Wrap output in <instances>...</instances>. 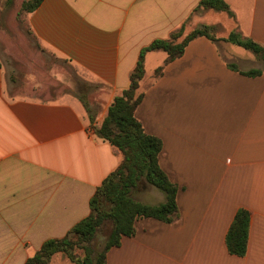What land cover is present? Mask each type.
<instances>
[{
  "label": "crops",
  "instance_id": "crops-1",
  "mask_svg": "<svg viewBox=\"0 0 264 264\" xmlns=\"http://www.w3.org/2000/svg\"><path fill=\"white\" fill-rule=\"evenodd\" d=\"M199 1L43 0L24 14L39 47L96 91L90 121L72 93L8 94L0 66V264H23L88 214L96 187L122 160L93 127L128 87L142 47L184 25L179 41L202 24L217 29L214 40L197 36L168 62L163 50L146 52L138 86L135 117L161 140L158 163L177 185L176 214L137 218L105 264H264V71L242 74L239 62L258 58L224 40L237 31L264 45V0H224L232 16L195 10ZM146 184L137 199L164 202ZM238 208L250 212L244 256L225 245Z\"/></svg>",
  "mask_w": 264,
  "mask_h": 264
},
{
  "label": "trees",
  "instance_id": "trees-1",
  "mask_svg": "<svg viewBox=\"0 0 264 264\" xmlns=\"http://www.w3.org/2000/svg\"><path fill=\"white\" fill-rule=\"evenodd\" d=\"M43 0H27L22 9L30 12ZM200 8L225 11L232 16L229 5L224 0H200L195 10ZM210 25H200L182 36L184 25L173 31L167 39H154L139 51L136 64L129 74L128 87L113 98L106 116L99 126H94V133L117 148L122 154L121 162L96 187L89 200L88 214L67 230L64 236L49 238L29 256L23 264H48L54 254H63L74 264H105L106 253L120 245L123 236L134 233V221L137 218L153 217L165 222L172 221L176 214L177 185L171 182L158 163L161 140L146 133L141 122L135 117V108L143 94L138 92L139 81L144 74L145 54L151 50H163L167 53L166 62L179 57L186 44L197 36H207L214 40L208 31ZM224 40L251 51L264 65V45L243 37L232 31ZM237 70L234 63H228ZM264 71L253 68L240 71L248 76L259 75ZM161 72V67L155 70ZM92 121L86 101L81 99ZM141 182H145L162 191L164 202L149 204L138 200L134 193ZM250 212L238 208L225 236L228 253L244 256L247 250ZM98 233L105 241L100 249H95L93 241ZM75 249H81L83 255L77 256Z\"/></svg>",
  "mask_w": 264,
  "mask_h": 264
},
{
  "label": "rangeland",
  "instance_id": "rangeland-1",
  "mask_svg": "<svg viewBox=\"0 0 264 264\" xmlns=\"http://www.w3.org/2000/svg\"><path fill=\"white\" fill-rule=\"evenodd\" d=\"M25 1L27 0H0V66L6 73L7 93L36 95L42 98H53L63 93H72L80 100L86 101L91 112L89 100L92 99V94L96 89L87 87L86 82L81 80L69 66L64 65L60 59L39 47L24 23V14L27 11L22 9V4ZM208 31L214 36L217 29L212 26ZM224 56L226 57V54ZM239 63L241 67L248 70L264 68L260 59L242 60ZM143 183L145 182L139 185ZM138 189L134 193L136 198L143 196L139 193L141 190L138 192ZM104 241V237L98 233L93 241L94 248L100 249ZM74 252L79 257L83 255L81 249H75ZM48 264L74 263L58 253L50 259Z\"/></svg>",
  "mask_w": 264,
  "mask_h": 264
}]
</instances>
